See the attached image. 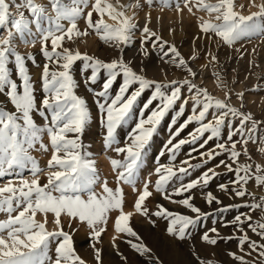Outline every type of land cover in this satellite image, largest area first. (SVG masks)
Here are the masks:
<instances>
[{
    "label": "snow or ice",
    "instance_id": "snow-or-ice-1",
    "mask_svg": "<svg viewBox=\"0 0 264 264\" xmlns=\"http://www.w3.org/2000/svg\"><path fill=\"white\" fill-rule=\"evenodd\" d=\"M154 2L156 0H145L148 6H152ZM190 2L191 0H183L184 7H187L189 12L192 11ZM159 3L165 7H171L173 0H159ZM90 4L91 10L85 16V9L89 8ZM141 6L140 0H136L134 5L132 3L123 4L120 10L114 8L108 0H94V3L91 0H68V2L51 0V7L55 14L50 15L44 6L36 3L35 0H24L23 4L16 6L18 9V15H16L10 12L7 0H0V29L7 28L6 37L0 39V94L7 97L13 109L0 108V177L11 176L19 179L18 183L9 180L3 187H0V212L7 213V218L0 220V264H86L76 254L72 235L64 231L61 225L62 215L86 222L90 229V237L99 242L101 234L106 230L109 213L118 210L114 221L115 231L139 239L138 234L130 226L132 213L123 211V189L121 187L113 189L109 187L107 180H104L102 192L95 191V185L100 182V176L95 161L90 158L91 154L83 151L82 144L79 142L80 134L89 120V111L85 100L75 93L77 85L71 69L74 62L78 60L85 61V67L91 70L88 80L93 84L96 83L102 69L107 73L102 90L96 93L97 97L101 98L97 99L96 103L102 113L101 122L106 129L103 141L105 149H110L114 144L119 143L116 138V129L129 123L132 119L133 107L146 89L154 88V91L143 105L144 109H147L153 101L159 100L156 109L152 110L146 119L141 113V118L128 134L130 142L124 147L113 149L117 153H123V159H111L113 169L117 170V183L130 184L134 191H138L134 207L142 215H148L149 210L145 202L153 196V191L150 190L151 181H145L142 190L135 188L144 162L146 146L165 115L177 101L182 99V88L186 86L188 92L192 93L190 98L193 107L191 114L179 124L175 132L171 133L165 145L170 161L176 160L177 153L183 145H196L206 133H209L203 139V143L199 144V148H204L209 141L219 140L223 130L228 129L226 141L217 143L215 148L207 152H200V156L204 158L202 163L193 164L190 160H183L178 168L170 163L158 164L154 169L157 175L154 183L155 192L161 194L163 199L182 205L195 214L194 216L185 215L158 205L153 215L168 221L169 235L179 240L190 238L192 229L196 228L202 218L210 215V213L202 212L193 203L194 196L191 193L194 189L206 188L214 178L219 176V173L214 168H207L195 179L184 183V178L191 175V169H199L222 153H227L233 163L220 160L216 167L224 166L229 172L235 174V180L232 181L235 185L232 189L235 196L249 195L246 188L249 180H254L258 186L264 185V166L257 164L253 172L251 164H239V157L242 153L237 151L238 143L246 146L253 139L257 122L252 120L251 114H244L235 106L230 105L228 95L225 99L215 98L205 88L198 87L190 79L172 80L168 83L150 80L134 72L122 57L105 62L63 46L66 38L71 41L74 35L86 34L87 30L81 32L77 26V21L82 17L86 19L88 27L95 29L104 41L113 43L117 48L121 45H130L137 24L133 22V17L125 14V10ZM195 6L199 10L207 11L210 15L215 13V22L201 18L199 24L201 32L214 34L229 46L242 38L264 34V3L257 6L259 11L247 16L234 10V0H216L215 3L196 0ZM175 7L178 11L180 10V0H175ZM20 8H26L31 19L26 17L23 11H19ZM94 12L98 13L101 18L93 21ZM105 13L115 23H106L102 18ZM62 21L68 22L67 27ZM33 24L35 32L31 27ZM143 33L142 46L144 43L151 42L152 46L158 47L165 57L169 56V53L172 54L170 62L173 65L186 68L192 77L197 75L174 45L168 46L167 51L164 50L168 42L152 31L148 23H145ZM16 37L25 43H35L37 37L40 39L41 52L46 61L41 75L44 96L40 101V107L37 106L36 89L26 66V57L21 55L15 47ZM29 37H32L31 41ZM27 59L35 63V57L28 56ZM212 59L216 60V57L213 56ZM10 63L15 65L16 73L20 78L19 83L12 76ZM50 64L56 67L52 68ZM121 76L122 83L116 94L111 96L110 89ZM217 78L219 79L218 74ZM133 85H138V87L129 95V89ZM238 96L241 100L243 99V93ZM187 104L188 98H183V103L173 116L171 125L177 124ZM33 112L49 122L44 126H38L33 119ZM209 115L212 116L211 120L207 119ZM237 117L239 125L234 126L233 119ZM249 121L252 122L251 128L247 127ZM192 122H196L198 127L189 133V138L173 143L175 137L179 136ZM45 133L49 137V144L43 143L42 137ZM234 136H240L241 139L234 140ZM49 145L51 148V158L48 160L50 171L46 174L47 182L41 184L39 174L44 169L39 166L31 153L33 150L47 152ZM195 151L197 148L191 149L190 157L191 152ZM164 154L162 150L160 156ZM243 154L247 155L246 147ZM233 164L236 166L233 167ZM25 171L30 172L33 177L31 180L23 178ZM177 180L180 184L174 186ZM218 188L225 193L229 191L228 185L223 183L219 184ZM185 193L188 195H184ZM173 196H183V198L176 200ZM260 199L264 201V197ZM205 201L209 205L214 202L222 203L211 191L206 193ZM234 207L264 210V204L245 203L225 205L219 211L228 212ZM37 213L43 214L45 219L38 221ZM49 213L53 214L54 223L57 226L53 231H48L46 228ZM252 219L251 215L239 214L232 221L226 222L225 226L229 223L241 225L247 221L248 228L264 238V221L254 225ZM239 230L243 232V228ZM210 233L216 234L215 237ZM218 237V230L213 227L205 231L201 239L210 245H216ZM227 239H232V237ZM237 239L241 251L247 243L252 251H258L260 257H264V244L258 245L256 241L250 239L246 232H243V235ZM53 241H56L54 261L49 256V247ZM128 243L141 255L151 252V249L143 243H134L131 240ZM92 247L95 250L97 264H100V249L95 248V244ZM229 255L239 260L241 264H248L242 255L234 252H230ZM153 264H160L158 258L153 261ZM208 264H211V261Z\"/></svg>",
    "mask_w": 264,
    "mask_h": 264
},
{
    "label": "rangeland",
    "instance_id": "rangeland-1",
    "mask_svg": "<svg viewBox=\"0 0 264 264\" xmlns=\"http://www.w3.org/2000/svg\"><path fill=\"white\" fill-rule=\"evenodd\" d=\"M40 1V2H39ZM35 0L38 4L44 6L52 13L51 0ZM133 5L136 0H122ZM10 5V12L18 15L17 5L23 4L24 0H7ZM68 2V0H65ZM94 3V0H91ZM205 2H207L205 0ZM216 0L213 1L215 3ZM108 3L112 4V0H108ZM141 7L135 8L133 14L129 16L133 17V22L137 24V29L134 31L133 41L130 45H127L123 52V60L127 63L134 72L138 75H143L145 78L154 80L161 83H168L172 80L190 79L198 86L205 88L210 95L218 99H225L228 95V103L238 108L244 114H251L252 120L257 122L256 131L253 133V139L250 140L245 146L243 143L237 144V151L242 154L239 157V164H251L253 172H255V166L257 164L264 166V34L255 35L251 37H245L236 41L232 45L225 44L221 38L214 34H204L199 28L201 18L204 20H212L215 22V13L211 15L205 10H199L195 4L196 0H191L190 6L192 11L189 12L187 7H184L183 0H180V10L175 7V0L171 7H165L156 0L152 6H148L145 0H140ZM212 3V2H211ZM264 3V0H234V10L242 15H250L253 12L259 11L258 5ZM91 10V4L89 8L85 9V16L88 11ZM19 11H23L25 16L31 19V15L26 8H20ZM52 11V12H51ZM135 13V15H134ZM53 12L50 15H54ZM105 13L103 19L106 23L111 22L106 20ZM98 13H93V21L100 19ZM67 27L68 22L62 21ZM145 23H148L149 28L155 31L157 35L161 36L164 41L168 42L165 46V51L170 45H174L179 51L180 55L187 62L188 66L197 73L195 77H192L186 68L176 67L170 62L172 56L165 57L163 52L158 47H153L151 42L144 43L142 46V40L144 37L143 28ZM34 25V24H33ZM77 26L81 32L86 31L85 35H74L72 40L67 38L63 42V46L73 51L78 50L82 54H87L93 59H99L101 61L110 62L113 59H118L120 55L119 48L114 46L111 42H106L101 39V35L98 34L95 29L89 28L86 19L84 17L77 21ZM35 27H32L35 32ZM7 35V28L0 29V39H3ZM32 37H29L31 41ZM14 44L17 51L26 57V66L29 70L31 81L36 89L35 95L37 97V106L40 107V101L43 99L44 93L42 91L41 75L43 65L46 62L41 52V42L37 37L35 43H25L20 39H14ZM49 50L51 49L50 41L48 43ZM131 47V48H130ZM134 50H136L134 52ZM145 52L147 53L145 55ZM28 56L35 57V63L31 59H27ZM215 56L216 60L212 57ZM159 68V70L156 68ZM9 67L12 69V76L17 82H20V78L16 73L15 65L11 64ZM50 67L55 68V65ZM154 67V68H153ZM161 68V69H160ZM91 70L85 67V61L78 60L74 62L71 74L76 81L75 93L79 97L85 100L86 107L89 111V120L87 121L83 132L80 134V143L82 144V150L90 153V158L95 161L98 174L100 176V182L95 185V191L102 192V184L104 180H107L109 187L115 189L121 187L124 193L123 211L125 213H132L130 218V226L138 234L137 237H131L127 234L118 233L114 228V221L118 215V210H113L109 213V219L106 224V230L101 234L99 242H96L89 235L90 229L86 222H80L78 220L70 219L67 215H62L61 225L64 231L69 232L72 235L73 247L76 254L79 255L86 264H97L95 259V250L92 247L95 244V248L100 249L101 262L100 264H153V261L158 258L160 264H241L239 260L233 259L230 252H234L237 255H242L248 261V264H264V257H260L258 251H252L248 244L243 246V251L239 247L237 237L243 235L246 232L251 240L256 241L257 244H264V238L257 233L251 231L247 226V221L241 225L227 224L226 222L232 221L236 215L247 214L252 216V223L255 225L257 222L264 221V210L256 208L250 210L247 207H234L228 212H220L219 209L225 205H243L245 203L264 204L260 198L264 197V185H257L254 180H249L246 185L249 195L244 197H237L233 194L232 189L235 185L232 181L235 180V174L229 172L224 166L216 167L220 160H225L227 163H233L229 159L227 153H222L215 159L209 161L206 165L199 169H191V175L184 178V183L195 179L207 168H214L219 173V176L214 178L206 188H197L192 190L194 196L193 203L201 209L202 212L210 213L209 216L202 218L196 228L192 229V235L190 238L179 240L174 236H171L167 232L168 221L161 217L153 215L157 210L158 205H163L167 209L173 212L182 213L185 215H195L186 207L171 203L168 200L163 199V196L155 192L154 183L157 179V175L154 169L158 164H172L174 167H180L181 161L190 160L191 163H202L203 157L200 156V152H207L209 149L215 148V145L227 140V131L225 128L222 132V137L219 140L209 141L204 148H199V144L203 143V139L207 137L209 133L205 134L204 138H201L196 145L187 144L183 145L177 153L175 161L169 160V153L167 152L165 145H167L170 139L171 133L175 132L179 124L191 114L193 102L191 100L192 93H189L187 87L182 88V99L177 101L173 108L165 115L164 119L157 126L156 132L153 133L149 144L146 146V150L143 157V164L139 171V177L135 188L142 190L143 183L145 181H151L150 190L153 191V196L148 198L145 202V206L149 210L148 215H142L135 210L134 202L138 196V191H134L133 186L127 183H117V170H114L111 165V159L122 160L123 153H117L113 149L116 147H124L126 143H129V133L135 124L141 118V113L144 119L151 114V111L156 109L159 104V100L153 101L147 109L143 108V105L151 97L154 88H149L141 94L137 99L133 110L132 119L127 125H122L116 129V138L119 141L118 144H114L112 148L105 149L104 136L106 129L103 126L102 113L99 110L96 103V93L102 90L103 82L106 79L107 73L102 69L97 77L95 84L88 80ZM219 75V79L217 78ZM122 76L118 77L110 89V95L114 96L122 83ZM138 85H133L129 89V95L131 91L135 90ZM243 93V99L241 100L238 94ZM183 98H188V104L185 105V112L183 116L179 117L176 125H171V120L179 110V106L183 103ZM0 108L12 109V105L8 102V99L3 94H0ZM49 120H50V113ZM33 119L38 126H44L49 121H46L38 113L33 112ZM208 120L212 119V116L207 117ZM231 119V117H230ZM234 126L239 125V118L233 119ZM171 125V127H170ZM198 124L192 122L189 124L179 136L175 137L173 143H176L180 139L189 138L191 133ZM247 127H252V122L247 123ZM71 135V134H70ZM43 143L49 144V137L45 133L42 137ZM234 140H240V136H234ZM230 146V145H229ZM247 149V155L243 154L244 148ZM39 148V145H37ZM197 148V151L191 152V149ZM164 151V155L160 156V152ZM39 163V166L44 169L39 174L40 183L47 182L48 160L51 158V148L49 145V151L33 150L31 153ZM194 157V159H193ZM236 165L233 164V167ZM23 178L31 180L33 177L30 172L25 171ZM9 180L14 183H18L19 179L16 177L5 176L0 177V187H3ZM228 185L229 191L227 193L220 191L219 184ZM180 181H175L174 186H178ZM171 189H169L170 191ZM211 191L216 195L221 204L213 203L207 204L205 201V195ZM184 195H188L185 193ZM183 196H173V199L179 200ZM15 215V213H13ZM7 213L0 212V220H5ZM36 219L43 221L45 219L43 214L37 213ZM46 228L48 231L56 229L54 223L53 214L47 215ZM154 221V223H153ZM215 227L218 230L219 237L216 245H210L201 239L202 234L205 231ZM243 228V232L239 229ZM6 235V233H5ZM214 236L216 234L210 233ZM232 237V239H227ZM131 240L134 243H143L147 248L151 249L150 254L141 255L135 249L131 247L128 241ZM56 241H53L49 247V256L54 261L56 258L55 253ZM248 253H251L250 255Z\"/></svg>",
    "mask_w": 264,
    "mask_h": 264
},
{
    "label": "bare ground",
    "instance_id": "bare-ground-1",
    "mask_svg": "<svg viewBox=\"0 0 264 264\" xmlns=\"http://www.w3.org/2000/svg\"><path fill=\"white\" fill-rule=\"evenodd\" d=\"M37 1H39V0H37ZM207 2H212L213 3V1L214 0H206ZM40 2V1H39ZM37 3V2H36ZM123 4H129V2H124V1H122V0H112V5L114 6V8H116L117 10H120V6L121 5H123ZM41 5V4H40ZM48 8V7H47ZM47 8H45V10H47V11H49L50 12V10H48ZM52 12V11H51ZM133 12H134V9L133 8H129V9H127V10H125V14L127 15V16H129L130 14H133ZM53 13V12H52ZM52 13H49V14H52ZM31 18V17H30ZM106 20L107 21H109V22H111V24L112 23H115V21H113L111 18H110V16L107 14L106 15ZM31 27H35V25H31ZM35 29V28H34ZM35 31V30H34ZM136 31V30H135ZM15 39H19V37H16ZM126 48V46L125 45H121L120 47H119V52H120V55L118 54V56H119V58L120 57H122L123 58V52H124V49ZM131 48V47H130ZM136 50H134V52H135ZM156 67V66H155ZM154 68V67H153ZM157 68V67H156ZM158 70H159V68H157ZM161 69V68H160Z\"/></svg>",
    "mask_w": 264,
    "mask_h": 264
}]
</instances>
